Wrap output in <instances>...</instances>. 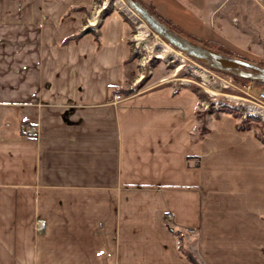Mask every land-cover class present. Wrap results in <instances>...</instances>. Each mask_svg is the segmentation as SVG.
<instances>
[{"label":"crops","instance_id":"obj_1","mask_svg":"<svg viewBox=\"0 0 264 264\" xmlns=\"http://www.w3.org/2000/svg\"><path fill=\"white\" fill-rule=\"evenodd\" d=\"M94 4L0 0V264H264V143L191 87L127 94L131 22Z\"/></svg>","mask_w":264,"mask_h":264},{"label":"rangeland","instance_id":"obj_2","mask_svg":"<svg viewBox=\"0 0 264 264\" xmlns=\"http://www.w3.org/2000/svg\"><path fill=\"white\" fill-rule=\"evenodd\" d=\"M140 2H145L154 13L191 40L264 65V0H155L152 6L146 0ZM115 12L123 14L132 25L130 41L136 73L129 81L127 94L158 85L174 89L191 87L201 95L198 104L201 116L231 113L240 124L245 123L253 129L264 143V121L259 117H245L238 108L227 104L230 99L245 101L244 97H250L245 92L247 86H251L250 93L256 94L262 85L238 80L224 72L220 74L222 79L210 78L203 83L202 62L156 34L144 20L136 17L135 12L136 15L128 10L124 0H95L89 23L92 21L97 27L104 15Z\"/></svg>","mask_w":264,"mask_h":264},{"label":"water","instance_id":"obj_3","mask_svg":"<svg viewBox=\"0 0 264 264\" xmlns=\"http://www.w3.org/2000/svg\"><path fill=\"white\" fill-rule=\"evenodd\" d=\"M124 2L159 36L173 47L188 56L210 66L211 68L264 83V65L248 59L233 56L215 50L209 46L191 40L164 22L150 8L139 0H124Z\"/></svg>","mask_w":264,"mask_h":264},{"label":"built area","instance_id":"obj_4","mask_svg":"<svg viewBox=\"0 0 264 264\" xmlns=\"http://www.w3.org/2000/svg\"><path fill=\"white\" fill-rule=\"evenodd\" d=\"M200 67L202 68V77L204 82L206 83L207 81H210V78H213L214 81H216L217 78H220V74L218 71H216L215 69L209 67L206 64H202L200 63ZM251 90V86H247V90H245V92L250 95V97H244L245 101H228L231 108H235V109H239L241 113H243V115L245 117H252V118H261L264 121V86H262L261 88H259V90L257 91L256 94L250 93ZM212 93H217L216 90H210ZM230 97L233 98H238V96L234 95V94H229ZM124 98L122 93H115L114 94V101L115 102H119ZM234 109V110H235ZM26 130L30 131V132H35L37 129L35 126H32L30 128H26ZM173 218V213L172 212H168L166 215V219L168 220H172ZM46 226V221L45 220H40L38 222V228L39 229H44Z\"/></svg>","mask_w":264,"mask_h":264},{"label":"trees","instance_id":"obj_5","mask_svg":"<svg viewBox=\"0 0 264 264\" xmlns=\"http://www.w3.org/2000/svg\"><path fill=\"white\" fill-rule=\"evenodd\" d=\"M150 8V7H149ZM151 9V8H150ZM152 10V9H151ZM152 11H154V10H152ZM156 13V12H155ZM160 17V16H159ZM161 18V17H160ZM164 22H166L168 25H170L172 28H174L169 22H167L166 20H164L163 18H161ZM175 30H177V28H174ZM178 32H180V33H182L180 30H177ZM198 42H200V43H202V44H204L203 42H201V41H198ZM204 45H206V46H209V47H211V48H214V49H216V50H219V51H221V52H225L224 50H222V49H220L219 47H213L212 45H210V44H204ZM225 53H227V54H230V53H228V52H225ZM230 55H233V54H230ZM235 56V55H234ZM237 57H240V56H237ZM234 77L235 78H237L238 80H242V81H248V82H253V83H255V84H258V85H262V86H264V83L263 82H260V81H254V80H249V79H246V78H243V77H239V76H235L234 75ZM239 127L240 128H249L245 123H243V124H240L239 125ZM188 254V257L190 258V260L194 263V264H200L199 262H198V260L195 258V256L192 254V253H190V252H188L187 253Z\"/></svg>","mask_w":264,"mask_h":264},{"label":"bare ground","instance_id":"obj_6","mask_svg":"<svg viewBox=\"0 0 264 264\" xmlns=\"http://www.w3.org/2000/svg\"><path fill=\"white\" fill-rule=\"evenodd\" d=\"M126 6L128 7V10H130V12L133 14L134 12L131 10V8L126 4ZM135 14V13H134ZM136 15V14H135ZM136 17L138 18L139 16L136 15ZM141 20V19H140ZM143 22V21H142ZM146 27V26H145ZM170 47V46H169ZM171 48V47H170ZM160 55V54H159Z\"/></svg>","mask_w":264,"mask_h":264}]
</instances>
